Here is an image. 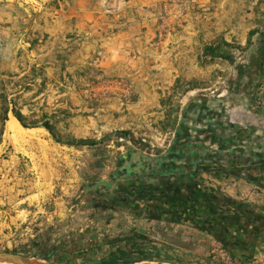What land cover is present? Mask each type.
I'll list each match as a JSON object with an SVG mask.
<instances>
[{
	"label": "rangeland",
	"instance_id": "rangeland-1",
	"mask_svg": "<svg viewBox=\"0 0 264 264\" xmlns=\"http://www.w3.org/2000/svg\"><path fill=\"white\" fill-rule=\"evenodd\" d=\"M263 22L264 0H0V251L45 264H182L148 236V221L126 219L148 215V200L95 186L127 180L131 158L177 143L195 100L241 93L235 78ZM260 84L247 90L255 111ZM12 111L29 135L8 129ZM227 177L198 184L229 197ZM248 191L240 202L264 215V191ZM196 210L199 220L206 210ZM130 228L144 240L125 241ZM180 230L208 246L205 260L220 245L226 264H264L263 240L238 253Z\"/></svg>",
	"mask_w": 264,
	"mask_h": 264
},
{
	"label": "crops",
	"instance_id": "crops-1",
	"mask_svg": "<svg viewBox=\"0 0 264 264\" xmlns=\"http://www.w3.org/2000/svg\"><path fill=\"white\" fill-rule=\"evenodd\" d=\"M257 81L264 82V22L249 61L239 68L235 78L234 87L238 89L242 86L245 89L241 93L236 91L234 96L231 95L230 99L223 102L204 101L206 105L201 103L200 106L192 103L182 127L187 132L176 139L177 143L157 157L138 154L127 162L126 168L130 174L127 181L131 180L135 185L148 188L150 195L135 200V203L148 200L143 206L146 208L148 205V215L135 211L126 219H131L134 223L132 227L148 221V236L161 243L162 251L168 246L172 247L171 250L175 251V257L178 258L173 262L205 264L203 253L208 249L201 238L195 235L187 237L186 232L180 230L188 228L205 231L196 223L198 220L195 215L181 219L178 216L179 205L184 209L187 206L203 208L206 212L199 219L203 221L213 217L206 201L214 200L216 194L223 195L209 188L201 190L205 196L203 200L202 197L185 200L190 195V183L187 181L197 185L200 177L214 180L224 173L228 177L223 183L231 191L228 198L241 204L242 198L251 199L253 194L249 189L256 187L264 191V104L255 111L247 99V90ZM240 179L249 183L242 185ZM159 192H165L169 196L162 197ZM139 207L141 206H136V209ZM188 222L195 223L196 226ZM120 228L123 229L122 225ZM134 230L130 228V233ZM250 244L251 242L242 248L232 247L230 250L244 253Z\"/></svg>",
	"mask_w": 264,
	"mask_h": 264
},
{
	"label": "flooded vegetation",
	"instance_id": "flooded-vegetation-1",
	"mask_svg": "<svg viewBox=\"0 0 264 264\" xmlns=\"http://www.w3.org/2000/svg\"><path fill=\"white\" fill-rule=\"evenodd\" d=\"M204 101L214 103L216 100L197 99L194 104L196 106H200L201 103L206 105ZM221 102H223V100H221ZM220 105H224V103ZM122 182L123 181L121 180H117L116 188L112 186H109V188L104 186L102 189H104L105 193L121 199L139 200L150 195L148 188H142L140 185H135L131 180H128L129 184L127 186ZM187 182L188 184L190 183V186L188 185L190 195L185 200L198 198L199 196H201L203 200L205 196L201 193L202 189L199 190L197 185L191 184L190 181ZM158 194L162 197L169 196L165 192H159ZM157 195L154 196L156 197ZM206 205L213 217L203 219V221L198 220L196 223L199 224L203 230L211 232L221 244L230 248H242L250 242H258V240H263L264 242L263 214L250 210L245 205L220 194H216L214 200L206 201ZM181 206L182 205H179L178 207L180 210L178 216L181 219H186L194 215L195 211H197L194 207L190 208L187 206L186 209H184Z\"/></svg>",
	"mask_w": 264,
	"mask_h": 264
},
{
	"label": "built area",
	"instance_id": "built-area-1",
	"mask_svg": "<svg viewBox=\"0 0 264 264\" xmlns=\"http://www.w3.org/2000/svg\"><path fill=\"white\" fill-rule=\"evenodd\" d=\"M252 101L254 102V105L257 108H259L264 104V85L260 84L259 86H257L253 94ZM197 186L199 189H202L199 184H197ZM194 215H198V211H195ZM259 247L261 251H264V246H259ZM228 260H229L228 252L222 249L221 246L219 245L216 248L212 249L210 253L207 255V260H205V264H219L220 261H224V263L226 264Z\"/></svg>",
	"mask_w": 264,
	"mask_h": 264
},
{
	"label": "trees",
	"instance_id": "trees-1",
	"mask_svg": "<svg viewBox=\"0 0 264 264\" xmlns=\"http://www.w3.org/2000/svg\"><path fill=\"white\" fill-rule=\"evenodd\" d=\"M209 49H206V52H208ZM227 60L231 61V57L229 56H225ZM13 112V115L15 117V119L20 123V125H22V127L27 128L28 126L26 124H24L23 120H22V117L20 116V114H17L16 112L12 111ZM7 113V111H6ZM44 127L45 129H47L49 132L51 131L50 127L48 126V124H44ZM89 144V143H88ZM92 145V143H90ZM125 186H127L129 184V182L127 180L123 181L122 182ZM116 182L114 184H112L111 186L116 188ZM103 186L102 185H97L95 186V189L96 190H100L102 189ZM201 198V196H199ZM144 240L142 236H140L139 234H135V233H131L130 235L126 236L125 237V241H128V242H133V243H136L137 241H142ZM51 252H52V248H49V247H45L43 245L41 251H40V254L39 256L42 257L43 259H48L50 256H51Z\"/></svg>",
	"mask_w": 264,
	"mask_h": 264
},
{
	"label": "water",
	"instance_id": "water-1",
	"mask_svg": "<svg viewBox=\"0 0 264 264\" xmlns=\"http://www.w3.org/2000/svg\"><path fill=\"white\" fill-rule=\"evenodd\" d=\"M191 225L195 223L188 222ZM0 262L11 263V264H39L32 260V257L26 255L15 253L11 251H0Z\"/></svg>",
	"mask_w": 264,
	"mask_h": 264
},
{
	"label": "bare ground",
	"instance_id": "bare-ground-1",
	"mask_svg": "<svg viewBox=\"0 0 264 264\" xmlns=\"http://www.w3.org/2000/svg\"><path fill=\"white\" fill-rule=\"evenodd\" d=\"M10 118V117H9ZM7 127L10 131H22L24 135H29L31 130H26L27 128H22L20 124L12 117V119H9L7 121ZM21 132V133H22ZM29 133V134H28ZM22 137V136H21ZM17 142V141H16ZM34 262L39 263V264H45L43 260H34ZM0 264H11V263H5V262H0ZM172 264V263H171Z\"/></svg>",
	"mask_w": 264,
	"mask_h": 264
}]
</instances>
